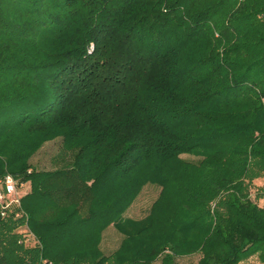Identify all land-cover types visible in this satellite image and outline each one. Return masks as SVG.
<instances>
[{
  "label": "trees",
  "instance_id": "trees-1",
  "mask_svg": "<svg viewBox=\"0 0 264 264\" xmlns=\"http://www.w3.org/2000/svg\"><path fill=\"white\" fill-rule=\"evenodd\" d=\"M57 139L66 156L33 168ZM7 175L41 245L1 222L0 264L264 261V0H0ZM153 183L167 213L122 225Z\"/></svg>",
  "mask_w": 264,
  "mask_h": 264
},
{
  "label": "rangeland",
  "instance_id": "rangeland-1",
  "mask_svg": "<svg viewBox=\"0 0 264 264\" xmlns=\"http://www.w3.org/2000/svg\"><path fill=\"white\" fill-rule=\"evenodd\" d=\"M67 152L63 150V142L62 139L54 140L50 143L45 144L39 151L38 154L35 155L32 160L31 164L33 168L37 170H51L53 169V161L57 159L64 158ZM183 158L189 161H197V157L184 155ZM264 188V178L255 180L252 184V198H255L257 193H261L262 189ZM162 193V187L157 184H148L146 185L139 195V197L134 201L129 209L125 211V213L120 218V223L122 225L126 224L127 220H131L134 222H140L141 220H145L147 217L153 215L154 218L158 216H162L166 211L169 209V206L165 204L163 207H160L158 202V207L156 210V202L159 201V198ZM257 201L261 207L264 208V197H258ZM33 232V231H32ZM103 242L101 244V250L107 256H111L114 251L120 246L121 242L125 238L122 233L118 232L115 226H111L108 230L103 232ZM201 258V254L195 256H184V258H180L177 261L181 264L186 263H194L198 264L199 259ZM157 264H161L158 261ZM241 264H264L262 258H260L259 254L249 258L242 262Z\"/></svg>",
  "mask_w": 264,
  "mask_h": 264
},
{
  "label": "built area",
  "instance_id": "built-area-1",
  "mask_svg": "<svg viewBox=\"0 0 264 264\" xmlns=\"http://www.w3.org/2000/svg\"><path fill=\"white\" fill-rule=\"evenodd\" d=\"M28 193L27 188H21L13 175L0 179V223L16 224L15 233L19 243L25 248L40 247V240L32 232L29 224V215L23 210L22 201ZM0 240V252L2 250Z\"/></svg>",
  "mask_w": 264,
  "mask_h": 264
},
{
  "label": "crops",
  "instance_id": "crops-1",
  "mask_svg": "<svg viewBox=\"0 0 264 264\" xmlns=\"http://www.w3.org/2000/svg\"><path fill=\"white\" fill-rule=\"evenodd\" d=\"M108 230V229H107Z\"/></svg>",
  "mask_w": 264,
  "mask_h": 264
}]
</instances>
